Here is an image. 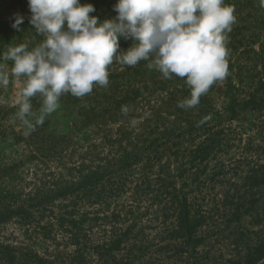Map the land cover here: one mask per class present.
Returning <instances> with one entry per match:
<instances>
[{
    "label": "rangeland",
    "instance_id": "rangeland-1",
    "mask_svg": "<svg viewBox=\"0 0 264 264\" xmlns=\"http://www.w3.org/2000/svg\"><path fill=\"white\" fill-rule=\"evenodd\" d=\"M224 3L235 6L236 21L227 33L229 74L215 82L208 94L219 112L215 128L217 148L196 174L175 172L174 168L170 172L178 175L173 180L175 188L183 189L199 215L205 216L200 243L182 245L173 236L167 238L166 228L171 218L163 219L169 211L162 205L166 201L161 200L159 204L155 191L151 192L157 188L155 184H150L149 188L142 186L144 190L136 194L132 183L124 188V193L107 199L110 209L117 207L122 212L121 221L133 220V232L139 233L143 244L138 256L141 264H234L245 247L264 239V2L224 0ZM0 67L9 71L11 68L5 63ZM153 71L154 75L141 78L146 88L135 104L142 109L141 117L151 106L169 100L164 97L166 90L174 85L179 89L182 84L181 77L173 74L171 79H166L159 71ZM23 79L11 78L6 89L0 88V98L5 101L0 103V189L2 192L6 188L18 190V196L27 199V194L36 191L55 190L91 165L100 163L105 154L99 153L97 139L93 142L83 139V126L61 105L47 115L35 131L25 135V126L17 116L19 106L14 103ZM230 90L240 98L246 92L255 95L259 106L238 111L235 118L229 119L224 107ZM40 109L32 105L37 115ZM27 118L33 119L32 116ZM51 143L54 148L46 149ZM164 160L161 159V164ZM152 170L156 173L157 167ZM134 172L137 174V170ZM140 176L138 173L137 180ZM77 195L74 198L80 197V201L93 200V196ZM50 197L48 200L58 208L73 196ZM234 204H238L242 213L239 219L231 216L229 207ZM98 207L97 204L85 205L84 216L77 218L75 228L70 224L67 231L56 226L48 228L45 219L48 212L29 216L28 226H23L18 217L10 218L0 224V264H105L107 253L101 243L107 224L102 223L100 214L93 213ZM130 210L132 214L128 215ZM75 232L80 239L77 246L72 243ZM5 245L14 250L10 260Z\"/></svg>",
    "mask_w": 264,
    "mask_h": 264
},
{
    "label": "trees",
    "instance_id": "trees-1",
    "mask_svg": "<svg viewBox=\"0 0 264 264\" xmlns=\"http://www.w3.org/2000/svg\"><path fill=\"white\" fill-rule=\"evenodd\" d=\"M80 3H91L96 11L90 15H95L100 20L116 15L113 11L116 0H80ZM15 14L24 17L21 31L11 27ZM30 15L27 0H0V54L7 51L9 46L20 43H27L31 50L43 41L44 37L37 35L29 24ZM130 45V40H120L121 50H126ZM144 61L129 67L121 65L114 58L113 63L108 66L107 87L94 84L92 92L80 98L70 93L62 94L59 100L62 109L74 114L76 122L83 126V139L91 142L98 140V151L105 154V157L100 163L91 165L55 190L43 193L36 191L27 194V199L19 197L18 190L6 188L2 192L3 189H0V224L18 217L23 226H28L29 216L48 212L45 215L48 228L56 226L65 230L70 224L75 228L77 218L84 216V206L97 204L99 207L93 213L96 216L100 214L102 223L107 224L105 239L101 243V248L107 253L105 264H141L138 256L143 244L139 233L133 232V220L121 221L122 212L117 207L110 209L107 199L124 193V188L132 183L133 187L136 186V194L139 190H144L142 186L149 188L150 184H155L157 188L151 189V192L155 191V198L160 199L159 204L161 200L166 201L162 205L166 212L169 211L163 215V219L167 221L171 218L170 226L166 228L167 238L173 236L182 245L197 246L200 243L199 234L206 222L205 216L199 215L197 207H194L193 201L183 189L175 188L173 180L178 175L173 176L170 172L174 168L175 172H191L192 175L206 163L208 156L217 148L218 131L215 128L219 112L209 100L210 89L201 96L195 108L185 110L177 107L179 101L190 96L186 78H182L179 89H175L174 85L171 90L165 91L164 97L175 101H160L158 106H151L144 111L141 117L142 109L135 105L146 88L141 78L154 75L153 69L151 71L147 67V61ZM3 63L11 67L13 62L0 60V65ZM230 92L224 107L229 119L235 118L238 111L254 110L259 106L255 95L249 92L242 98L234 94L233 90ZM31 104L36 108L42 107V97L37 94L31 98ZM123 107L127 108V114L122 112ZM45 148L51 150L54 145L47 144ZM161 159L166 160L161 164ZM154 166L157 167L156 173L152 170ZM138 173L141 176L137 180ZM77 194L93 196V200H87V203L80 201V197L74 198ZM50 195V198H64L67 195L73 197L55 208L52 201L48 200ZM229 208L231 216L239 219L242 213L238 204L230 205ZM127 214L131 215L132 211ZM205 228H208L207 225ZM202 230L203 233L204 229ZM73 237V245H79L80 239L76 232ZM4 249L10 260L14 250L9 245H5ZM243 250L234 264L257 263L264 256V239L249 244ZM259 264H264V260Z\"/></svg>",
    "mask_w": 264,
    "mask_h": 264
},
{
    "label": "clouds",
    "instance_id": "clouds-1",
    "mask_svg": "<svg viewBox=\"0 0 264 264\" xmlns=\"http://www.w3.org/2000/svg\"><path fill=\"white\" fill-rule=\"evenodd\" d=\"M27 3L28 22L43 41L31 50L20 43L0 54V60L13 62L10 71L0 67V88L6 89L11 78H24L14 103L25 135L60 107L62 94L80 98L94 84L107 87L114 58L129 67L149 61L147 67L166 79L186 78L190 96L177 103L185 110L198 106L201 96L229 74L227 33L236 17L235 6L224 0H116L115 17L103 20L90 15L96 11L91 3L80 0ZM23 23L24 17L15 14L11 27L21 31ZM121 39L131 41L126 50ZM37 94L42 97L38 115L31 104Z\"/></svg>",
    "mask_w": 264,
    "mask_h": 264
},
{
    "label": "water",
    "instance_id": "water-1",
    "mask_svg": "<svg viewBox=\"0 0 264 264\" xmlns=\"http://www.w3.org/2000/svg\"><path fill=\"white\" fill-rule=\"evenodd\" d=\"M260 262H262V260ZM260 262H258L257 264H259Z\"/></svg>",
    "mask_w": 264,
    "mask_h": 264
}]
</instances>
